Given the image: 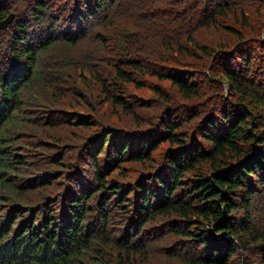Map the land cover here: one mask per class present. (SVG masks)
I'll return each mask as SVG.
<instances>
[{
    "label": "trees",
    "instance_id": "1",
    "mask_svg": "<svg viewBox=\"0 0 264 264\" xmlns=\"http://www.w3.org/2000/svg\"><path fill=\"white\" fill-rule=\"evenodd\" d=\"M10 12L0 264H264V0Z\"/></svg>",
    "mask_w": 264,
    "mask_h": 264
},
{
    "label": "water",
    "instance_id": "2",
    "mask_svg": "<svg viewBox=\"0 0 264 264\" xmlns=\"http://www.w3.org/2000/svg\"><path fill=\"white\" fill-rule=\"evenodd\" d=\"M14 13H9L6 17L0 20V28L7 26L12 21Z\"/></svg>",
    "mask_w": 264,
    "mask_h": 264
},
{
    "label": "rangeland",
    "instance_id": "3",
    "mask_svg": "<svg viewBox=\"0 0 264 264\" xmlns=\"http://www.w3.org/2000/svg\"><path fill=\"white\" fill-rule=\"evenodd\" d=\"M141 91L144 92L147 95H151V92H150L149 87L147 85H144L143 88L141 89ZM28 97H29V94L27 93L26 96H25V99L28 98ZM29 111H31V110L29 109ZM150 257H152V255H150Z\"/></svg>",
    "mask_w": 264,
    "mask_h": 264
},
{
    "label": "bare ground",
    "instance_id": "4",
    "mask_svg": "<svg viewBox=\"0 0 264 264\" xmlns=\"http://www.w3.org/2000/svg\"><path fill=\"white\" fill-rule=\"evenodd\" d=\"M50 76V75H49ZM50 78V77H49Z\"/></svg>",
    "mask_w": 264,
    "mask_h": 264
}]
</instances>
